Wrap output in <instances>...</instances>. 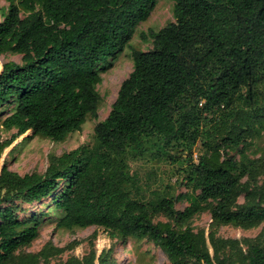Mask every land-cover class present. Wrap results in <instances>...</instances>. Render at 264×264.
Returning <instances> with one entry per match:
<instances>
[{
    "label": "trees",
    "instance_id": "16d2710c",
    "mask_svg": "<svg viewBox=\"0 0 264 264\" xmlns=\"http://www.w3.org/2000/svg\"><path fill=\"white\" fill-rule=\"evenodd\" d=\"M5 1L0 56L18 54L20 63L0 69V107L12 105L1 125L15 130L0 151L27 131L60 142L88 116L97 118L96 68L129 47L156 0ZM173 17L150 31V50L130 47L133 70L95 124L91 147L50 155L42 173L19 175L3 163L0 264H44L64 250L47 242L21 251L38 237L45 213L20 218L16 200L51 202L55 229L95 226L128 246L147 240L166 264H264L262 243L190 226L207 211L212 226L264 227V186L248 191L241 181L264 174V156L248 159L239 148L264 125V92L256 89L264 83V0H173ZM224 146L239 150L240 160L221 154ZM146 157L182 162L188 192L174 197L130 172L131 160ZM242 191L249 203L237 206ZM181 199L188 204L177 209ZM111 251L62 264H118Z\"/></svg>",
    "mask_w": 264,
    "mask_h": 264
},
{
    "label": "rangeland",
    "instance_id": "374dc122",
    "mask_svg": "<svg viewBox=\"0 0 264 264\" xmlns=\"http://www.w3.org/2000/svg\"><path fill=\"white\" fill-rule=\"evenodd\" d=\"M5 0H0V21L2 12L6 8ZM173 0H156L153 10L148 18L140 22L134 29L129 40V47L122 51L115 52L101 62L96 70L100 76V82L96 85L99 94L97 106V118L87 117L81 125L80 130L68 134L64 140L53 142L46 137L33 135L31 131L25 132L17 137L9 146L0 151V169L5 163L9 170L23 175L31 172L42 173L45 171L50 155H60L78 146L85 145L91 147L94 144V126L97 122L104 120L111 110L112 103L116 99L121 82L133 70V59L131 48L139 51H148L152 48V38L150 31L157 32L169 22H173ZM144 34V38L141 36ZM131 47V48H130ZM13 61L20 63V55L5 53L0 56V69L4 62ZM257 90L264 92V83L256 86ZM12 105L7 103L0 107V145L10 140L15 130L4 129L2 121L11 112ZM246 144H241L239 148L244 149L248 159L264 156V125L246 140ZM244 145V146H243ZM204 146L201 139L192 148L194 161L203 152ZM221 154L232 156L240 160L239 150L229 147H222ZM222 159V157L220 158ZM130 172H137L142 181H150L152 188L166 190L174 197L181 193L188 192V188L183 181V163L172 160H152L151 158H139L129 162ZM242 182L248 183V191L258 190L264 186V174L254 178L244 176ZM20 206V218L29 216L34 212H44L41 224L38 228V237L28 246L21 249L23 252L35 253L39 251L47 242L53 246L63 248L62 253L51 257L44 264H62L69 257H81L91 250L98 256L103 249H112L110 253L111 261L118 264H166L167 259L163 253L147 240H130V245H123L121 241L112 239L102 228L89 226L86 228L55 229V222L58 214L52 208V203L48 200L24 204L20 200L14 202ZM249 203L246 192H241L237 198L236 205L240 206ZM187 201L181 199L176 202L177 209H183ZM154 221H165L162 216H157ZM210 216L207 211L201 212L192 217L190 226L193 231L203 229L205 236L212 231L215 236L223 238H249L264 245V227L257 225L247 229H242L233 225L216 226L210 224ZM94 235V236H93ZM73 245V248H70ZM243 247V246H242Z\"/></svg>",
    "mask_w": 264,
    "mask_h": 264
}]
</instances>
